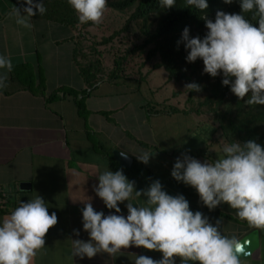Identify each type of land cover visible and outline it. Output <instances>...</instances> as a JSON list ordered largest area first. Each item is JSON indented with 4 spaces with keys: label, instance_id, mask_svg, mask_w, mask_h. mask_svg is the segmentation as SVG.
I'll list each match as a JSON object with an SVG mask.
<instances>
[{
    "label": "crops",
    "instance_id": "crops-1",
    "mask_svg": "<svg viewBox=\"0 0 264 264\" xmlns=\"http://www.w3.org/2000/svg\"><path fill=\"white\" fill-rule=\"evenodd\" d=\"M38 2L42 0H34ZM14 7L23 9L26 5L20 0H0V55L12 64L11 71L0 69V76L6 77L5 86L0 88V223L20 202L37 195L46 202L49 214L56 213L58 223L47 233L45 247L33 264H134L139 255L162 258L159 252L134 246L115 256L99 253L81 259L75 255L72 240H89L83 230L84 203L90 201L105 216L115 214L94 191L98 176L105 170H121L106 155L113 148L127 153L131 164L145 166L151 183L159 180L169 195H183L193 212L200 211L213 225L220 222L223 235L238 239L256 229L226 204L216 208L219 213L203 207L194 188L172 177L175 161L184 154L213 163L202 155L205 132L199 117L168 108L158 110L168 99L150 101L144 91H152L142 92L130 80L103 78L91 89L85 88L71 60L70 29L52 15H35L29 18L32 27L25 28L11 14ZM25 76L33 79L31 89L20 82ZM84 88L78 109L76 101L81 94L72 96L67 91ZM177 107L181 109V105ZM204 147L211 154L215 150L224 155L213 143ZM145 152L151 155L147 164L137 159ZM124 174L138 191L151 184L133 180L128 172ZM21 182L28 186L21 189ZM143 202L144 197L132 201L134 205ZM126 204L119 205L125 217ZM257 231L258 248L240 257V264H264V229ZM176 264H182L179 258Z\"/></svg>",
    "mask_w": 264,
    "mask_h": 264
},
{
    "label": "clouds",
    "instance_id": "clouds-1",
    "mask_svg": "<svg viewBox=\"0 0 264 264\" xmlns=\"http://www.w3.org/2000/svg\"><path fill=\"white\" fill-rule=\"evenodd\" d=\"M26 7H14L16 23L31 28L29 18L46 12L44 2L20 0ZM231 3L232 0H225ZM81 24L102 23L108 0H68ZM162 7H175L176 0H160ZM241 14L217 11L214 22L206 20V36L189 38L185 28L182 39L188 50L189 63L201 59L204 72L215 78L222 74V84L248 105H264V0H239ZM188 6L201 11L208 8L207 0H186ZM255 11L258 27L242 13ZM23 12L24 14H21ZM11 71V61L0 55V69ZM6 77L0 76V88ZM186 89L199 92L195 83ZM223 157L213 163L201 162L187 154L177 158L172 177L196 190L203 205L212 210L221 204L236 210L237 216L256 229H264V147L249 140L233 142L223 148ZM127 159V153L120 152ZM147 152L137 159L147 164ZM94 186L98 196L115 214L105 216L84 203L83 230L87 242L72 240L75 255L81 259L99 253L115 256L131 247L162 254L160 260L145 255L135 256L134 264H240L244 251L235 237L222 234L219 224L213 225L200 211L193 212L183 195L172 196L163 190L159 180L146 190H136L123 170H105ZM144 202L134 205L133 200ZM127 201V216L120 214V204ZM58 223L55 212L49 214L44 199L37 195L20 202L0 223V264H33L46 244V235ZM77 236L79 232L75 233Z\"/></svg>",
    "mask_w": 264,
    "mask_h": 264
},
{
    "label": "trees",
    "instance_id": "trees-1",
    "mask_svg": "<svg viewBox=\"0 0 264 264\" xmlns=\"http://www.w3.org/2000/svg\"><path fill=\"white\" fill-rule=\"evenodd\" d=\"M42 2H44L46 12L41 16L50 17L52 15L53 19L64 24L72 32V36H70V41L72 42L71 60L85 88L91 89L98 81L103 79L102 70L105 68L99 56V58L96 57L93 60L86 61L83 52L84 48L88 49V51L91 50L92 53L97 52V50H94L95 45L97 47V45L110 44L118 34L127 32V30L136 26L137 34L142 37V42L137 45L133 44L129 49L124 50L123 53H117L113 56L111 68L105 75L106 79H126L131 81L132 74L122 76L125 68L131 69L135 64L138 68L135 71L140 73L141 66L145 62L152 57H157V61L153 64V69L162 67L167 72L168 80L176 83L178 87L183 84L186 88L187 84L195 83L201 88L199 92L188 90L187 96H185V101L190 102L193 93L198 95L196 107L190 108L183 104L181 109H178V104H171L167 101L168 103L161 104L158 110H166L168 108L172 112L180 111L183 114H193L201 118V127L204 128L205 132L202 137V145L213 143L218 146L222 153L226 144H231L235 141L243 144L249 140H254L264 147V105L246 104L245 101L250 96H246L244 100L236 97L231 92L230 86L222 84V74L213 78L204 72V64L201 59L189 63L186 59L188 50H186L185 42L182 39V33L185 28L189 29V38L200 37L203 39L208 32L206 20L214 22L217 11L241 14L239 0H232L231 3H226L225 0H207L208 8L204 11L188 6L186 0H176L175 7L170 9L162 7L160 0H108L109 11H113V13L128 12V14L123 19L119 29L113 30L97 43L91 42L88 46L84 44L82 34L86 35V33H83V30L87 31V27L92 25L99 26L100 24L95 25L91 22L81 24L78 14L70 6L68 0H42ZM242 14L258 27V17L254 19L255 11ZM37 15L39 14L37 13ZM148 44L151 46L146 49L143 60L139 63L136 62V55H140L145 45ZM100 54L101 52L99 51L98 55ZM79 58L85 61H80ZM138 80L140 81L139 77ZM32 81L33 79L30 76H25L20 80L21 84H24L28 89H31ZM135 85L139 84L136 83ZM37 87V89L41 88V84L38 83ZM85 88L81 89V91L73 89L67 91L72 96H76L78 93L81 94V98L76 101L78 109L82 106L81 101ZM58 89L63 90L62 88ZM181 92L183 93V90L173 92L172 97H177ZM106 155L113 165L120 167L124 173H130V177L133 180L144 184L151 183L149 181L150 173L145 169V166H137L133 163L129 168H124L113 160L109 150L106 151ZM197 200L203 205L199 196ZM203 207L207 208L204 205ZM214 210L218 212L216 208ZM223 215L228 219L234 220L229 215Z\"/></svg>",
    "mask_w": 264,
    "mask_h": 264
},
{
    "label": "rangeland",
    "instance_id": "rangeland-1",
    "mask_svg": "<svg viewBox=\"0 0 264 264\" xmlns=\"http://www.w3.org/2000/svg\"><path fill=\"white\" fill-rule=\"evenodd\" d=\"M128 14V12L123 13H113V11H109L107 8L102 23L99 26H89L86 28L87 31L83 30V33H86V35L82 34V37L84 38V44L90 45L91 42H99V40L102 37L108 36L113 30H117L120 28L123 19ZM132 28V27H131ZM136 26L133 27V29L127 30V32L120 33L116 38H114L110 44L106 45H95L94 50H97V52H91V50L88 51V49L84 48V54H85V60H93L96 57L99 58L102 61L104 65V70H102L103 77L106 78L107 71L111 68V60L113 59V56L117 53L121 54L124 50L129 49L133 44L137 45L142 42V37L137 34ZM137 34V36H136ZM93 45V44H92ZM150 44L145 45L143 48V51L140 53V55H136V62H140L143 60L145 51L147 48H150ZM101 52L100 55H98V52ZM112 52V53H111ZM97 54V55H96ZM99 56V57H98ZM80 61L81 58H79ZM84 60V61H85ZM83 61V62H84ZM157 61V57H152L150 60L145 62L143 66H141V71L136 72L135 69L137 68L136 65H133V68L128 69L125 68V70L122 73V76H128L133 75L131 79L134 81V84L138 83V88L140 91H144L145 89H149L152 92L149 93L146 92V98L151 101H159L164 98L168 99V102L173 104H179L183 106V104L190 108L196 107V100L198 99V95L192 94V99L190 102L185 101V96H187L188 89L185 88V86L182 84L181 87H178L176 83H174L171 80L167 79V72L162 68H154L153 64ZM144 63V62H143ZM142 63V64H143ZM138 69V68H137ZM131 70V71H130ZM138 77L140 78V81L138 80ZM102 78V77H101ZM131 80V81H132ZM178 90H183V93L179 94L177 97H172V93ZM185 101V102H184ZM151 105V104H150ZM149 105V106H150ZM201 120V118L199 119ZM213 149V148H212ZM202 155L206 157V160L215 161L219 158H222L220 152L215 151L211 154L209 153L210 150L207 147L202 148Z\"/></svg>",
    "mask_w": 264,
    "mask_h": 264
},
{
    "label": "water",
    "instance_id": "water-1",
    "mask_svg": "<svg viewBox=\"0 0 264 264\" xmlns=\"http://www.w3.org/2000/svg\"><path fill=\"white\" fill-rule=\"evenodd\" d=\"M120 150L118 149H111V156L113 160L121 164L122 166L128 168L131 165V157L127 155V159H124L120 155ZM28 186L27 183L21 182L19 184V187L21 189H24ZM242 245H244V251L239 254L240 257H245L250 255L253 251H255L258 248L259 245V236L257 229H251L247 233H245L243 236L237 239Z\"/></svg>",
    "mask_w": 264,
    "mask_h": 264
},
{
    "label": "built area",
    "instance_id": "built-area-1",
    "mask_svg": "<svg viewBox=\"0 0 264 264\" xmlns=\"http://www.w3.org/2000/svg\"><path fill=\"white\" fill-rule=\"evenodd\" d=\"M3 207L2 201L0 199V209Z\"/></svg>",
    "mask_w": 264,
    "mask_h": 264
}]
</instances>
